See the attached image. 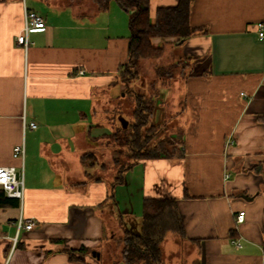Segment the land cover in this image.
I'll return each mask as SVG.
<instances>
[{
    "label": "crops",
    "instance_id": "1",
    "mask_svg": "<svg viewBox=\"0 0 264 264\" xmlns=\"http://www.w3.org/2000/svg\"><path fill=\"white\" fill-rule=\"evenodd\" d=\"M179 3L150 0L151 21L158 8ZM25 9L46 22L29 33L27 48L17 42ZM130 19L114 0L107 10L88 0H0V165L24 167L23 200L0 206V264H99L109 235L97 209L110 194L104 179L88 180L82 156L111 133L97 119L105 103L114 111L125 96ZM188 19L197 29L189 37L152 39L168 64L183 60L176 118L168 116V91L153 114L155 125L172 126L176 147L138 159L114 201L136 226L146 197L174 201L181 226L166 238L180 239L166 255L162 244L160 264H264V39L256 28L264 0H192ZM21 143L23 161L13 156ZM21 219L35 225L19 227ZM82 246L98 253L71 257Z\"/></svg>",
    "mask_w": 264,
    "mask_h": 264
},
{
    "label": "trees",
    "instance_id": "2",
    "mask_svg": "<svg viewBox=\"0 0 264 264\" xmlns=\"http://www.w3.org/2000/svg\"><path fill=\"white\" fill-rule=\"evenodd\" d=\"M72 1L78 2L83 0ZM88 1L93 2L99 10H107L112 0ZM114 1H116L122 9L131 13L129 58L126 64L121 68V80L126 84L123 90L125 93L124 97L127 98L129 94H134L135 96L134 114L138 119V122L133 123L131 126H122L124 139L122 143L127 145L134 152L139 151L140 148L147 150L141 154V156H135V153L132 154L134 160L123 166L116 176V180L113 182L112 187H114L116 183L123 182L124 173L129 170L138 159L169 156L176 147V142L170 139L167 144L161 142L160 146H154L153 148L148 147V137L151 138L150 132L153 136L158 128L150 123L153 119L156 106V101L154 99L155 95H137L135 90L132 89L131 92H134L132 94H127L128 89L126 87L129 84V79L127 80V77L138 76L141 59L157 57L163 53V47L155 46L152 43V39L167 36H177L180 37V39H185L197 30L190 25L188 19L192 0H180L177 6L158 8L156 21L154 23L151 21L150 16V0ZM161 76L159 78H161ZM166 76L171 77L172 75L166 73ZM152 87L155 86L153 85ZM259 118L264 120V114L259 115ZM121 119L127 122L123 116ZM149 123L150 125L147 126ZM141 126H146L148 128L142 132L140 129ZM94 158L95 156L92 152H87L82 156L83 163L87 168L95 164ZM115 160L116 163L119 162L118 159ZM14 200L13 197H9L5 191L0 188V206L12 204ZM173 204L174 201L167 198L146 197L144 199L141 232H133L125 226V233L120 238L122 243L121 257L124 264H160L163 261L162 244L166 238L167 232L181 226V219H179L178 213L176 214V211H171ZM177 222L178 226L176 225ZM68 252L71 254V257H75L76 253L88 254L95 251L82 246L79 249H69ZM95 253L97 254L98 252L96 251Z\"/></svg>",
    "mask_w": 264,
    "mask_h": 264
},
{
    "label": "rangeland",
    "instance_id": "3",
    "mask_svg": "<svg viewBox=\"0 0 264 264\" xmlns=\"http://www.w3.org/2000/svg\"><path fill=\"white\" fill-rule=\"evenodd\" d=\"M177 51L178 49H175V52ZM173 59V63L171 65L168 64L170 63V58L165 55L141 59L138 76L127 77V80L129 79V84L126 87L128 89L127 94H132L134 92H131V89L135 90V93L137 95L145 94L149 96L151 94H154L155 101H158V99H163V91L165 93L166 91H168L169 95L167 103L165 105L168 110V116L172 121L176 118L174 113L176 108L175 103L177 100L176 91H174V88H176L177 83L183 85V77L179 73L183 65V60L175 61L174 59V62ZM166 73L171 74L172 76L168 77L166 76ZM160 74L163 75L161 76ZM160 76L161 78H159ZM168 82L171 85L167 88H163V85L166 86ZM153 85L155 87H152ZM121 87H124L122 83ZM119 89L122 88H118V90ZM120 93L122 94V91H120ZM114 98L118 100V97L114 96ZM134 99V94H129L127 98L121 97L119 95V106L114 109V111L108 110L111 109V103L109 104L106 102L103 107V111L101 112L100 110V114L97 119L99 121L102 120L103 122L108 121V123H110L109 128H111V133H109V135L105 136L104 138L96 139L97 141L92 140L88 143V147H91L90 149L91 151H93L92 153L95 156V164L91 167H88V171L90 172L88 180H93L97 177L104 179V181L108 185L110 194V196L108 197L109 199L106 201V203L101 207H98L97 209L99 211V216L102 218L105 225L106 233H108L109 235L108 238L102 240L99 247V251L101 252V257L98 258L99 264H124L121 257L122 243L120 238L125 233V226H127L131 230L132 225V231L136 233H140L142 230L141 224L136 226V222H134L135 220L133 219V217L131 218V215H127L124 213L121 214L117 205L115 204L113 195H111L113 194L114 187L117 184L116 183L115 186L112 187L113 182L116 180V176L119 174V171L123 168L124 165L128 164V162L134 160L132 154L135 153V156H141V154H143L147 150L140 148L139 151L134 152L127 145L122 143L124 141L122 126H125V124L131 126L133 125V123L138 122V119L134 114ZM112 103H115V101H112ZM122 116L127 120V122L121 119ZM150 123L155 125L153 119ZM150 123L147 126H149ZM155 126H157L158 128L153 136L150 132L151 138L148 137V147L153 148L154 146H160L161 142L167 144L169 139L177 143L178 140L175 138L176 133H172L174 131L170 129L172 127L171 125L168 127L166 125L159 124ZM146 128L148 127H140L142 132H144ZM115 159H118L119 162L116 163ZM62 162L65 166V171L69 169V166L66 163L67 161L63 159ZM69 181H71V179ZM126 222L129 223L126 225ZM112 234L114 236H112ZM179 239L180 238H175V236H171L169 234L167 235V238L163 243L165 255L171 245H177V241ZM181 241L182 239L180 240V242ZM173 260H177V257Z\"/></svg>",
    "mask_w": 264,
    "mask_h": 264
},
{
    "label": "built area",
    "instance_id": "4",
    "mask_svg": "<svg viewBox=\"0 0 264 264\" xmlns=\"http://www.w3.org/2000/svg\"><path fill=\"white\" fill-rule=\"evenodd\" d=\"M46 22L44 18L33 10L25 9V23L21 33L17 36V42L27 48L29 46V33L34 30L45 29ZM258 37L264 39V20L256 23ZM83 73V71H81ZM30 126L36 128L37 124L31 122ZM25 154L24 143L18 144L13 149V156L23 161ZM228 176V175H227ZM0 188H2L9 197L23 200L24 197V167L23 163L20 168L15 165H0ZM245 219V211L237 213L236 222L242 223ZM35 225L32 220H20L19 227L31 229ZM17 236L14 238V245L17 242ZM233 243L240 246V240L234 239Z\"/></svg>",
    "mask_w": 264,
    "mask_h": 264
},
{
    "label": "water",
    "instance_id": "5",
    "mask_svg": "<svg viewBox=\"0 0 264 264\" xmlns=\"http://www.w3.org/2000/svg\"><path fill=\"white\" fill-rule=\"evenodd\" d=\"M125 124V123H124ZM126 125V124H125ZM93 254H95V253H93Z\"/></svg>",
    "mask_w": 264,
    "mask_h": 264
}]
</instances>
